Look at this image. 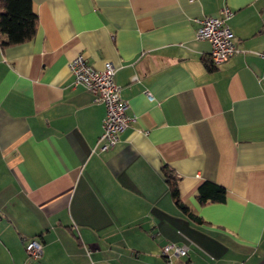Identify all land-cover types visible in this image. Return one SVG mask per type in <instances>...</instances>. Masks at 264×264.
<instances>
[{"label": "crops", "instance_id": "obj_1", "mask_svg": "<svg viewBox=\"0 0 264 264\" xmlns=\"http://www.w3.org/2000/svg\"><path fill=\"white\" fill-rule=\"evenodd\" d=\"M31 1L34 36L0 44V264H25L31 238L40 264H102L119 243L140 264H264V0ZM224 6L239 51L213 65L194 18ZM79 53L114 65L128 104L106 150L104 105L72 84ZM205 180L224 201L199 203ZM187 238L185 256H162Z\"/></svg>", "mask_w": 264, "mask_h": 264}, {"label": "built area", "instance_id": "obj_2", "mask_svg": "<svg viewBox=\"0 0 264 264\" xmlns=\"http://www.w3.org/2000/svg\"><path fill=\"white\" fill-rule=\"evenodd\" d=\"M231 15L232 11L224 6L217 15H202L194 18L197 23L195 37L207 39L210 42L209 59L213 65L225 61L239 51L238 37L233 34L227 24ZM260 56L264 59V50L260 52ZM68 67L73 77L72 84L89 90L93 94V100L104 105L105 114L102 120V132L98 139L99 148L106 150L113 147L119 141L120 133L131 120L125 111L128 104L121 95V86L114 81V65L106 61L102 68H95L79 53L68 61ZM146 94L150 100L154 98L151 93ZM191 245L196 244L188 238L182 244L168 242L162 246L161 254L168 262H171L176 257L185 256ZM24 248L25 264H40L42 243L37 238H31ZM186 264L195 263L188 260Z\"/></svg>", "mask_w": 264, "mask_h": 264}, {"label": "trees", "instance_id": "obj_3", "mask_svg": "<svg viewBox=\"0 0 264 264\" xmlns=\"http://www.w3.org/2000/svg\"><path fill=\"white\" fill-rule=\"evenodd\" d=\"M37 15L31 0H0V44L9 46L30 40L36 31ZM212 65H208L210 67ZM174 204L187 211L180 198L178 179L168 165L161 167ZM197 199L203 204L208 201L222 202L226 198L224 186L205 180L197 187Z\"/></svg>", "mask_w": 264, "mask_h": 264}, {"label": "rangeland", "instance_id": "obj_4", "mask_svg": "<svg viewBox=\"0 0 264 264\" xmlns=\"http://www.w3.org/2000/svg\"><path fill=\"white\" fill-rule=\"evenodd\" d=\"M118 246H120V247H118L116 249V252L109 253L111 256V257H109V259H106L104 257L102 264H136V263L140 264L141 260H143V261L147 260L149 262V259L147 257H145L144 255L137 256V258H136V255H134L135 253H133V252H131V250L127 249L126 243H121V244L119 243ZM76 260L78 261L79 264H85L87 260L90 264H98L96 261V258H93V257H92V259H90V258L86 259L84 257H81V258H78ZM91 260H93V261H91Z\"/></svg>", "mask_w": 264, "mask_h": 264}]
</instances>
